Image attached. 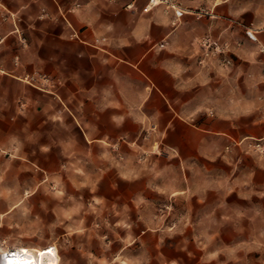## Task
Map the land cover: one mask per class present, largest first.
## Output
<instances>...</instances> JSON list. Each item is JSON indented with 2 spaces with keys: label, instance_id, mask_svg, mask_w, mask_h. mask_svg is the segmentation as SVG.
Returning a JSON list of instances; mask_svg holds the SVG:
<instances>
[{
  "label": "crops",
  "instance_id": "1",
  "mask_svg": "<svg viewBox=\"0 0 264 264\" xmlns=\"http://www.w3.org/2000/svg\"><path fill=\"white\" fill-rule=\"evenodd\" d=\"M169 1L187 13L175 21L145 0H0V150L27 148L45 166L84 164L92 152L98 165V152L134 146L186 166L227 164L222 150L264 139V0ZM203 37L221 54L201 61ZM262 176H251L259 198ZM137 194L118 196L133 203ZM105 210L98 253L19 249L32 258L54 249L58 264L180 263V254L132 252L146 242L127 217L138 207Z\"/></svg>",
  "mask_w": 264,
  "mask_h": 264
},
{
  "label": "rangeland",
  "instance_id": "2",
  "mask_svg": "<svg viewBox=\"0 0 264 264\" xmlns=\"http://www.w3.org/2000/svg\"><path fill=\"white\" fill-rule=\"evenodd\" d=\"M197 45L201 61L222 52L211 38ZM222 152L230 155L227 164L176 166L160 150L116 147L98 152V165L89 152L84 164L45 166L27 148L15 155L0 150V245L98 253L95 224L110 227L105 208L132 205L134 236L143 230L146 241L133 245V253L180 254L179 264H264V197L254 195L251 177L263 180L264 139H241ZM125 192L139 197L130 203L118 196Z\"/></svg>",
  "mask_w": 264,
  "mask_h": 264
},
{
  "label": "built area",
  "instance_id": "3",
  "mask_svg": "<svg viewBox=\"0 0 264 264\" xmlns=\"http://www.w3.org/2000/svg\"><path fill=\"white\" fill-rule=\"evenodd\" d=\"M145 1H146V5H145L146 9H150V8H153L156 6L163 5L166 9L171 10L173 12L174 17H175V21H177L185 13H187L186 11L180 9L173 2H171L169 0H145ZM205 15H209V13H207L205 11H197L195 13V16L197 18L203 17ZM245 34L250 40H252V41L256 40L253 37L254 34L252 33L251 30H246ZM71 37L78 38L77 34L75 32H72ZM159 46L163 47L164 44H160ZM21 254H22L21 249L10 248V247H6L3 244H1L0 245V259H1L0 264H16L17 260L19 259L18 256ZM57 255H58V252H57Z\"/></svg>",
  "mask_w": 264,
  "mask_h": 264
},
{
  "label": "bare ground",
  "instance_id": "4",
  "mask_svg": "<svg viewBox=\"0 0 264 264\" xmlns=\"http://www.w3.org/2000/svg\"><path fill=\"white\" fill-rule=\"evenodd\" d=\"M53 251L54 254L50 250H43L39 252L38 255L34 258L25 257L21 254L18 256L19 259L17 260L16 264H58V260L56 259L55 255V250L53 249Z\"/></svg>",
  "mask_w": 264,
  "mask_h": 264
}]
</instances>
